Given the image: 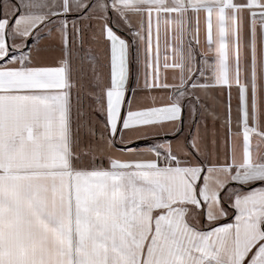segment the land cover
Returning a JSON list of instances; mask_svg holds the SVG:
<instances>
[{"label": "snow or ice", "instance_id": "1", "mask_svg": "<svg viewBox=\"0 0 264 264\" xmlns=\"http://www.w3.org/2000/svg\"><path fill=\"white\" fill-rule=\"evenodd\" d=\"M0 264H264V0H0Z\"/></svg>", "mask_w": 264, "mask_h": 264}]
</instances>
